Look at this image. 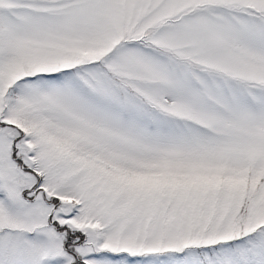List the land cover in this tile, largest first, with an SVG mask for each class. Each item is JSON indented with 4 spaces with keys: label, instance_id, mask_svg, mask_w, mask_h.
<instances>
[{
    "label": "snow or ice",
    "instance_id": "snow-or-ice-1",
    "mask_svg": "<svg viewBox=\"0 0 264 264\" xmlns=\"http://www.w3.org/2000/svg\"><path fill=\"white\" fill-rule=\"evenodd\" d=\"M0 264H264V0H0Z\"/></svg>",
    "mask_w": 264,
    "mask_h": 264
}]
</instances>
